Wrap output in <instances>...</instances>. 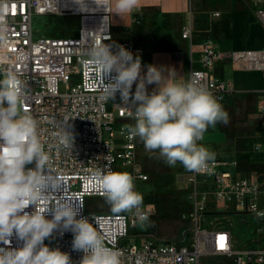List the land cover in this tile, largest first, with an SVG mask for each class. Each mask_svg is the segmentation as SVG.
I'll use <instances>...</instances> for the list:
<instances>
[{
  "label": "built area",
  "instance_id": "built-area-1",
  "mask_svg": "<svg viewBox=\"0 0 264 264\" xmlns=\"http://www.w3.org/2000/svg\"><path fill=\"white\" fill-rule=\"evenodd\" d=\"M257 18L264 27V0H256ZM7 5V8H3ZM0 8L6 12L10 26V40L0 48V66L12 68L26 82L25 109L38 122V133L50 155L52 174L61 183L59 191L52 193L50 200H70L80 208L77 218H98L94 227L105 237L107 246L122 252V264H201L207 257L232 259L236 264H264V250L237 249L230 231L207 225L203 218L218 213L224 206L237 205L240 214L252 215L263 223L253 211H264V186L246 178H237L224 164L211 163V171L189 172L184 176L192 187L194 200V228L190 241L167 242L154 239L150 234L130 239V228L138 224L129 213L89 214L86 201L90 197H103L99 181L92 172L96 169L115 171L116 159L134 168L139 138L130 140L125 125L134 123L122 105L120 94L112 101H104L97 85L94 68L85 62V53L95 43L112 44L111 10L97 7L94 0H0ZM140 10V9H138ZM76 16L79 29L74 37H38L33 29L34 19L46 16ZM217 16V15H216ZM134 15L131 25L138 23ZM131 41L123 42L133 56L143 55ZM191 28L183 31L184 40L191 39ZM114 51V49H113ZM228 60L236 70L259 71L264 75V48L253 51L221 53L211 38L202 43V69H191L190 76L205 85L220 103L230 93L228 83L212 76L218 63ZM106 83L108 80L105 81ZM133 91L132 93H134ZM151 92H149L150 94ZM260 119L264 127V101L260 107ZM125 125L116 128V121ZM68 130L74 142L72 149L59 145L58 134ZM204 139L199 143H202ZM258 152L264 153V141ZM35 163L27 165L34 167ZM136 180L147 181L139 170L130 173ZM216 205H222L215 209ZM230 212L233 210H224ZM26 211H33L30 206ZM151 216L152 211L143 206ZM212 211V212H210ZM222 212V211H220ZM47 218L51 219L49 215ZM73 233L61 235L54 231L50 238L51 248L68 252L73 262L79 261L83 253L72 249ZM15 236L9 245L0 242V247L20 246Z\"/></svg>",
  "mask_w": 264,
  "mask_h": 264
},
{
  "label": "clouds",
  "instance_id": "clouds-1",
  "mask_svg": "<svg viewBox=\"0 0 264 264\" xmlns=\"http://www.w3.org/2000/svg\"><path fill=\"white\" fill-rule=\"evenodd\" d=\"M94 2L120 17L140 5V0ZM76 3L83 6V0ZM3 8L0 48L7 47L10 40ZM85 62L96 72L101 99L112 101L120 94L128 117L134 121L125 125L130 140L139 138L149 153L169 167L179 163L189 172L211 171L216 154L199 142L209 127L227 124L229 115L219 98L197 78L177 79L174 70L152 64L144 72L139 55L134 57L123 45L114 43L93 44L85 53ZM152 84L156 87L149 94L148 85ZM26 97V82L12 68L0 66V242L9 245L13 236L21 242L16 248L0 247V264H122V252L107 246L105 237L94 227L97 217L91 216L92 222L77 218L81 207L66 199L50 200L61 183L52 174L38 122L25 109ZM58 136L59 145L72 149L70 131L63 130ZM33 162L34 167H27ZM92 176L99 181L100 195L113 214H132L141 226L148 222L144 197L135 190V178L130 173L96 169ZM30 206L33 211H26ZM253 211L257 217H264V211H256L255 206ZM54 231L73 233L72 249L83 253L79 261L73 262L68 252L45 244Z\"/></svg>",
  "mask_w": 264,
  "mask_h": 264
},
{
  "label": "rangeland",
  "instance_id": "rangeland-1",
  "mask_svg": "<svg viewBox=\"0 0 264 264\" xmlns=\"http://www.w3.org/2000/svg\"><path fill=\"white\" fill-rule=\"evenodd\" d=\"M191 3L192 0H140L138 7L140 10L136 9L129 15L130 21L134 15L138 17V23H135L131 29L132 43L143 51L142 64L152 61L158 56L157 53L171 54L174 60L177 58L182 32L190 19ZM114 16L120 18L111 11V25ZM33 29L38 37H74L79 29V18L70 15L37 17L34 19ZM135 87L134 83L132 89ZM155 87V84L148 85L150 89ZM225 103L226 101L221 104ZM125 124V121L119 120L116 121L115 126L119 129ZM226 129L227 140L217 149L218 154L214 162H232L243 170L246 169V164H241V167L239 161L246 159L250 166L258 167L257 173L260 176V173L264 172V161L261 158L263 154L259 156L256 148V145H261L264 141L260 109L251 122L229 118ZM207 139L206 135L204 143L210 140ZM133 165L132 169L122 159H116L115 171L131 173L136 169L148 177L147 181L136 180L134 182L135 190L144 197L143 206L151 210L152 214L144 226L138 223L135 228H130V239L138 235L150 234L159 241L189 242L194 228L193 191L184 180V176L189 171H186L179 163L175 167H169L156 154L149 153L140 140H138V150ZM242 170H237L238 177H244L246 171ZM256 182L260 183L261 177H257ZM221 206L216 205L215 209H220ZM237 208V205L224 206L222 209L233 211L210 213L202 220L209 226L215 222L217 227L229 230L234 236L236 248L241 249L240 240L238 242L236 240L237 229H243V225H252L257 229H261L262 226L257 220L252 221V215L238 213L235 210ZM86 212L89 214L112 213L104 197L87 198ZM45 244L50 245V239H46ZM201 264L236 263L232 259L207 257L202 259Z\"/></svg>",
  "mask_w": 264,
  "mask_h": 264
},
{
  "label": "crops",
  "instance_id": "crops-1",
  "mask_svg": "<svg viewBox=\"0 0 264 264\" xmlns=\"http://www.w3.org/2000/svg\"><path fill=\"white\" fill-rule=\"evenodd\" d=\"M190 9V19L184 29L186 27L191 28V39L184 40L182 38L180 40V50L175 60L171 54L157 53L158 56L152 61L144 62L142 64L144 72L147 71V66L152 64L166 70L172 69L176 72L177 79L187 80L191 69L203 68L201 62L202 43L206 38H211L217 49L225 55L234 51H253L264 48V27L257 18L258 6L256 0H192ZM131 22L129 14L120 18L113 17L114 44L120 45L123 42L131 41ZM124 38H126V41ZM211 73L214 78L225 81L230 87V93L223 105L229 118L243 120L244 122L253 121L264 101L263 73L236 70L226 59L218 63L211 70ZM165 75H167V71H165ZM133 91L135 89H132ZM151 91L152 89L148 88V92ZM226 127L227 124L223 123H218L214 128L209 127L204 135L205 137L207 135V140H210L205 143L203 141L200 144H203L217 155V149L227 140ZM259 154V156L263 154L261 158L264 161V153ZM239 162L241 167V164H246V169L242 170L232 162L219 163L229 168L237 178H246L260 186H264V172L260 173L259 176L256 165L250 166L246 159H240ZM237 170L246 171L244 177H238ZM257 177H261L260 183L256 182ZM219 211L223 210L220 209ZM255 220L253 217L252 221ZM243 226V229H237L236 240L237 242L240 240V246H238L245 250H264V222L261 223V229H257L252 225Z\"/></svg>",
  "mask_w": 264,
  "mask_h": 264
}]
</instances>
